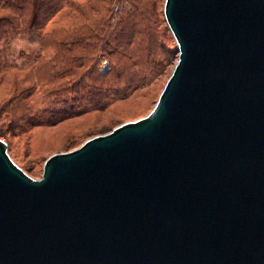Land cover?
<instances>
[{
  "label": "water",
  "instance_id": "95a60500",
  "mask_svg": "<svg viewBox=\"0 0 264 264\" xmlns=\"http://www.w3.org/2000/svg\"><path fill=\"white\" fill-rule=\"evenodd\" d=\"M179 58L146 116L51 154L0 138V264H264V0H165Z\"/></svg>",
  "mask_w": 264,
  "mask_h": 264
},
{
  "label": "rangeland",
  "instance_id": "374dc122",
  "mask_svg": "<svg viewBox=\"0 0 264 264\" xmlns=\"http://www.w3.org/2000/svg\"><path fill=\"white\" fill-rule=\"evenodd\" d=\"M71 2L39 39L24 34L1 44L10 62L0 63V138L34 178L51 154L149 114L179 58L165 0ZM132 18L134 33L121 40ZM84 72L88 78L72 86Z\"/></svg>",
  "mask_w": 264,
  "mask_h": 264
},
{
  "label": "trees",
  "instance_id": "16d2710c",
  "mask_svg": "<svg viewBox=\"0 0 264 264\" xmlns=\"http://www.w3.org/2000/svg\"><path fill=\"white\" fill-rule=\"evenodd\" d=\"M66 2L72 3L71 0H0V63L10 62L9 49L8 47L7 50L2 48V43L8 44L16 37H22L24 34H30L34 39L35 37L39 39L41 37L39 33H41L46 21ZM131 5L133 6L132 10L137 7L134 2ZM136 20L132 18L127 22L124 30L117 37L122 40L124 38L123 33L133 34V29L137 24ZM103 74L102 77H104ZM87 78V72H84V76L74 78L78 84L74 82L72 86L77 87ZM63 102V104L68 103L65 100Z\"/></svg>",
  "mask_w": 264,
  "mask_h": 264
}]
</instances>
